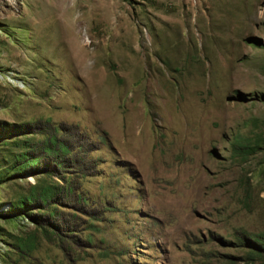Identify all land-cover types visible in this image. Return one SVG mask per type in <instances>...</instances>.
<instances>
[{"label": "rangeland", "instance_id": "1", "mask_svg": "<svg viewBox=\"0 0 264 264\" xmlns=\"http://www.w3.org/2000/svg\"><path fill=\"white\" fill-rule=\"evenodd\" d=\"M262 244L264 0H0V264H264Z\"/></svg>", "mask_w": 264, "mask_h": 264}, {"label": "trees", "instance_id": "2", "mask_svg": "<svg viewBox=\"0 0 264 264\" xmlns=\"http://www.w3.org/2000/svg\"><path fill=\"white\" fill-rule=\"evenodd\" d=\"M28 126H14L13 129H11L9 132H13L12 134H19L22 135L24 133H31L33 132L32 129L27 128ZM32 130V131H31ZM50 138H47L45 140H43L42 146H41V154L40 156H43L44 154L46 155H58L60 156V153L67 150V146L65 144H63L62 142L59 141V139L56 137V135L50 134ZM28 147V146H27ZM32 147V145H29L30 149ZM24 150L22 153H20L18 156H16V159H20L22 158L24 162L26 163H30V168H32V166L36 167V164L39 163V156H31L30 154H33V152L31 150ZM18 159V160H19ZM56 166H59L61 164V161H55ZM48 172V171H47ZM53 197V191H48V190H42L40 191V193L38 194H33V195H28L25 198H23L18 204L17 206H15L16 211L20 212V213H24L26 212V207L33 204L36 199H39V201H42L44 203H46L48 200H50ZM40 203V202H39ZM39 219V218H36ZM264 245H258L256 246L257 248H264Z\"/></svg>", "mask_w": 264, "mask_h": 264}, {"label": "bare ground", "instance_id": "3", "mask_svg": "<svg viewBox=\"0 0 264 264\" xmlns=\"http://www.w3.org/2000/svg\"><path fill=\"white\" fill-rule=\"evenodd\" d=\"M64 15H65V14H64ZM66 16H67V15H66ZM54 22H55V21H54ZM83 47H84V46H83ZM80 59H81V58H80ZM80 59H79V60H80ZM81 61H82V60H81ZM84 62H86V61H84Z\"/></svg>", "mask_w": 264, "mask_h": 264}]
</instances>
